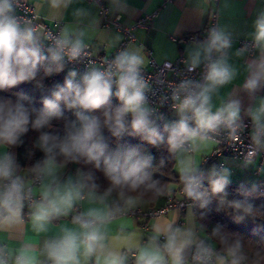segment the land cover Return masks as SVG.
Here are the masks:
<instances>
[{
  "label": "clouds",
  "instance_id": "1",
  "mask_svg": "<svg viewBox=\"0 0 264 264\" xmlns=\"http://www.w3.org/2000/svg\"><path fill=\"white\" fill-rule=\"evenodd\" d=\"M21 2L0 0V91L24 82L43 88V77L62 72L66 63L87 64L79 79L72 69L63 84L48 89L40 108L24 93H16L15 100L0 97V233L18 245L10 249L0 241V264H264V247L219 224L206 235L191 211L207 209L216 200L217 211L233 210L237 223L264 215V205L253 202L264 195L258 185H241L238 193L243 199L228 200L231 170L223 164L204 170L201 160H196L197 153L219 139L236 140L249 128L246 119L250 142L242 166H255L264 154V95H259L264 92V8L256 12L248 42L234 51V33L219 21L207 29L203 40L191 42L183 63L187 73L201 67L202 72L198 79L185 76L169 85V95L162 96L160 103L170 99L178 119L166 121L149 105L152 85L143 72L148 64L143 46L130 43L97 63L90 59L94 55L90 41L98 37L113 49L122 36L101 30L91 8L73 7L81 0H25L34 10V16L26 18L17 14ZM214 2L196 0L200 15L208 14ZM98 3L92 0L93 6ZM109 4L110 13L129 10L128 0H109ZM230 7V0H224L212 15ZM70 8L72 21L65 23ZM41 13L56 31L37 22L45 18ZM233 58H247L244 78L221 95V89L241 75ZM113 96L118 100L115 105ZM53 120H63L62 129L54 128ZM157 121H164L162 127ZM30 129L39 133L33 147L43 157L22 168L9 149L23 144ZM105 130L117 141L127 134L150 146L166 147L189 201L184 224L173 215L152 224L147 237L123 224L117 226L119 235H112L113 222L133 215L165 190L153 178V155L140 145L118 142L110 148ZM69 164L90 167H78L65 176ZM96 172L108 181L103 191ZM257 172L264 175V164ZM121 237L125 245L114 247L113 241Z\"/></svg>",
  "mask_w": 264,
  "mask_h": 264
},
{
  "label": "crops",
  "instance_id": "2",
  "mask_svg": "<svg viewBox=\"0 0 264 264\" xmlns=\"http://www.w3.org/2000/svg\"><path fill=\"white\" fill-rule=\"evenodd\" d=\"M109 5V0H105ZM224 0H215L212 3L208 14L200 15L196 8V0H128L129 10L126 13H110V17L114 18L116 15H120V24L122 27L135 25L140 19L147 15L154 14L153 19L150 21V26H138L133 29L134 40L130 41L128 44L133 43L137 46H143L145 55L148 59V64L146 67L150 68L149 60L150 57H155L156 60L162 62L164 60H175L179 55H184L186 58V49L189 47L193 40H188L190 35H196L199 39L203 40L206 37L207 29L218 21L230 26L234 33V46L233 51L243 45L244 41H248L247 34L252 31V22L255 19L256 12L260 8H264V0H230L231 7L224 10L219 16H213L212 13L223 7ZM73 7H89L91 8L94 15H96L100 24L101 30L107 31L109 34L119 33L122 36V32L116 27H106L105 18L99 12L98 6H93L92 1L81 0V3L74 5ZM71 8L65 13V23L71 22ZM44 19H40L42 22L49 23L53 28L55 26L51 21L47 20L45 13H41ZM62 26V25H61ZM92 49L96 54H102L106 56L115 55L117 48L109 49L106 45L101 44L98 37L93 38L90 41ZM120 44V43H119ZM247 59V58H245ZM245 59L233 58V62L236 63L241 68V75L237 78L233 84L226 86L221 89V95L231 91L233 88L237 87L242 83L243 65ZM259 95H264V92L259 93ZM245 106L248 104L247 97L241 93ZM170 109V114L173 113ZM169 114V115H170ZM215 144L209 146L207 150L202 153H197L196 160L200 163V167L204 170L210 169L213 164L219 166L223 164L231 170L230 184L251 186L256 184L258 186L264 187V175L258 174L257 168L264 164V154L257 158V163L255 166H250L244 168L242 166L243 159L223 156L217 158L214 162L206 161V156L213 151ZM176 169V165H175ZM76 170L65 169L64 175L74 174ZM177 172V171H176ZM178 173V172H177ZM204 184L208 187V181L205 180ZM180 188L179 184L174 185L173 189L168 192H176ZM167 193V192H166ZM165 194V193H164ZM163 203V195L160 196L156 201H147L141 207L147 208L153 205H160ZM189 209L181 212L180 210H173L166 215L156 217V218H146V217H121L117 221L113 222L111 225L112 235H119L116 232L117 226L123 224L129 230L136 231L138 233H143L145 237L151 233V226L157 220H171L173 215H177L179 218L177 220L178 224H184L187 220ZM195 215V222L199 226V221L197 219V213L191 210ZM70 221V217L67 221ZM60 223V222H57ZM207 235V232L205 231ZM48 235H52L49 233ZM34 238V237H31ZM43 239V237H41ZM0 241H3L9 245V248L17 247L15 241L7 239L6 234L0 233ZM126 241L121 237L118 240L113 241V246L116 248L123 247Z\"/></svg>",
  "mask_w": 264,
  "mask_h": 264
},
{
  "label": "trees",
  "instance_id": "3",
  "mask_svg": "<svg viewBox=\"0 0 264 264\" xmlns=\"http://www.w3.org/2000/svg\"><path fill=\"white\" fill-rule=\"evenodd\" d=\"M198 39L199 38L197 37V40ZM67 69L68 67L65 66V69L62 72L54 74L50 77H43V88L37 87L35 82H24L12 87L8 91H0V97L11 98L15 100L16 93H24L33 98V106H35L36 108H40L42 107V97L49 95L48 89H50L55 84H63L64 79L67 75ZM42 76L43 72L41 71L38 76V79ZM77 79H79V76L77 77ZM112 103L114 105L118 103V100L114 96L112 97ZM167 113L168 115L170 114V109L167 110ZM65 114L70 118H74L69 112H66ZM166 121H168V116L166 118ZM52 124L54 128L62 129L63 120H53ZM157 124L160 127H162L163 125V123H160L159 121H157ZM38 135V132L30 129L29 132L22 137L23 144L9 149L10 151H13L16 154L18 163L21 165L22 168L30 167L36 160L41 159L43 157V153L33 147L34 141L36 140ZM104 135L108 139L110 148H115L117 143L119 142L121 144H127L132 146L140 145L145 151L151 153L155 158L153 163L154 167L156 168L153 178L161 182V186L165 190L164 193L173 189L174 185L179 184V176L175 169L176 162L168 153L166 147L161 146L160 148H156L141 141L139 137H133L127 134H125L119 141H117L115 137H111L110 133H108L107 130H105ZM29 152H32L33 155L29 156ZM161 160L164 161L163 164L160 163ZM67 167L69 170H76L78 167H84V169L87 170V167L90 166L69 164ZM96 175L98 177L97 182L101 185V191H103V189L108 186V181L105 179L101 172H96ZM240 186L241 185L230 183L226 186L228 200L243 199V197L238 193V189L240 188ZM262 188L264 187L259 186L258 190L260 193H264ZM174 190L175 189H173V191ZM158 198L151 199L148 201L154 202ZM253 202L257 206L264 205V195L258 196V198H256ZM217 206L218 205L208 207L207 209L203 210L199 209L197 212V219L199 221V224L204 226L207 234L211 232V229L214 226L219 224L223 226L224 230L242 236L246 242H251L253 245L257 244L261 247H264V224L260 223L262 226L261 230H257L254 228L258 223L256 219H264V215L256 218L249 217L242 222L232 223L231 221H229V216L231 214H235L233 210L225 208L217 211ZM202 212L205 213L203 218H201Z\"/></svg>",
  "mask_w": 264,
  "mask_h": 264
},
{
  "label": "built area",
  "instance_id": "4",
  "mask_svg": "<svg viewBox=\"0 0 264 264\" xmlns=\"http://www.w3.org/2000/svg\"><path fill=\"white\" fill-rule=\"evenodd\" d=\"M88 1H92V0H88ZM98 7H99V12L105 18L106 21L105 26L116 27L123 34V39L118 45L117 51L126 47L130 41L134 40L133 29H135L138 26L149 27L150 21L154 17V14L147 15L144 18L140 19L135 25L122 27L120 24L121 16L116 15L114 18H111L110 12H108L109 5L106 3L105 0H99ZM17 14L26 18H32L34 16V10L31 7L30 3L25 2V0H22L21 6ZM37 22L42 25H45L52 31L57 30L47 22H42L40 20H38ZM194 39H197L196 35H190L188 37V40H194ZM246 42L248 41H244L243 44ZM112 57H114V55L106 56L102 54H96L94 52V55H92L90 59L99 63L103 58L111 59ZM184 60H185V56L182 54L179 55L175 60H164L162 62H159L158 60L155 59V57L152 56L150 57L149 60L150 68L145 67L143 70L145 78L148 79L152 85L151 90L147 93L149 105L157 108V113L162 114L165 120L168 116L167 110L171 109L170 106L172 102L169 99L163 105H161L160 100L162 96L169 95V85L174 83H179L180 80L183 79L185 76H190L193 79H198L202 72V67H201L199 69H196L192 73H187L185 65L183 63ZM86 64L87 62L85 61L83 63H66V66L68 68L75 69L80 74H83V72L86 70ZM113 91H115V87L113 88ZM159 122L163 123L164 121H159ZM245 123L249 125V128H247L236 140L219 139L215 143V148L211 153H209L206 156L205 160L209 162H214L216 161L217 158L223 156H231V157L243 159L248 151V145L250 142L249 141L250 120L246 119ZM205 187L207 186L205 185ZM262 190L264 191V188H262ZM188 203L189 201H187L186 198L183 196L182 189L180 187L176 192L165 193L163 195L162 204L149 206L147 208L140 207L131 216L156 218L166 215L173 210H180L181 212H183L189 209ZM216 205H217V201L213 200V202L208 207H213ZM192 210L195 213H197L199 208H194ZM234 215L235 214L230 215L229 217L230 220L234 221ZM256 220L258 221V223L254 228L257 230H261L262 226L260 223L264 224V219H256Z\"/></svg>",
  "mask_w": 264,
  "mask_h": 264
},
{
  "label": "rangeland",
  "instance_id": "5",
  "mask_svg": "<svg viewBox=\"0 0 264 264\" xmlns=\"http://www.w3.org/2000/svg\"><path fill=\"white\" fill-rule=\"evenodd\" d=\"M69 70H72L71 68H68L67 69V72L69 71ZM78 76H79V74H78ZM173 113H171L170 115H168V121H173V120H176V119H178V116L176 115V113L174 112V111H172ZM230 217V216H229ZM229 221H231L232 223H235L234 221H232V220H230V218H229Z\"/></svg>",
  "mask_w": 264,
  "mask_h": 264
}]
</instances>
